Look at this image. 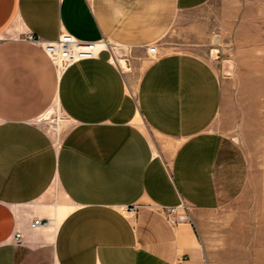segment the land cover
I'll use <instances>...</instances> for the list:
<instances>
[{"label":"crops","instance_id":"obj_1","mask_svg":"<svg viewBox=\"0 0 264 264\" xmlns=\"http://www.w3.org/2000/svg\"><path fill=\"white\" fill-rule=\"evenodd\" d=\"M211 1L0 0V264H210L200 217L239 194L215 128L221 82L161 40L207 34ZM29 33L106 40L131 68L107 50L59 75ZM54 105L69 123L61 138L37 122ZM51 193L70 208L61 222L57 203L40 202ZM183 205L191 221L172 224ZM37 218L52 223L33 230Z\"/></svg>","mask_w":264,"mask_h":264},{"label":"rangeland","instance_id":"obj_2","mask_svg":"<svg viewBox=\"0 0 264 264\" xmlns=\"http://www.w3.org/2000/svg\"><path fill=\"white\" fill-rule=\"evenodd\" d=\"M199 14L207 18V34H193L186 44V34H174L175 28L161 43L171 49L191 48L211 64L221 82L215 128L238 175L239 194L219 210L201 215L203 246L210 264H264V0H212ZM122 61L131 68L125 52L117 55L123 68ZM142 69L139 65V75ZM37 122L53 138L63 137L69 128L56 105ZM40 202L57 203L58 222L70 210L55 193ZM179 216L191 221L190 211L181 208L174 214Z\"/></svg>","mask_w":264,"mask_h":264},{"label":"built area","instance_id":"obj_3","mask_svg":"<svg viewBox=\"0 0 264 264\" xmlns=\"http://www.w3.org/2000/svg\"><path fill=\"white\" fill-rule=\"evenodd\" d=\"M22 40L38 45L49 57L59 75H62L66 70L78 62L97 59L102 52L107 50L113 53L114 58L117 61V55L125 50L124 48L114 45L106 40L94 42L80 41L66 33H61L54 41L42 40L32 33L23 35ZM148 53L152 58H156L158 55L157 45L150 46L148 48ZM181 208L189 211L188 207L183 205L180 208H172L167 213L169 220L174 225L189 222V218L186 216H179L178 219L174 217V214ZM135 211L136 207L130 209L131 213ZM49 224L50 220L37 218L30 223V228L37 230L41 227L48 226ZM14 241L18 245L24 244L21 231L17 230L15 232Z\"/></svg>","mask_w":264,"mask_h":264},{"label":"bare ground","instance_id":"obj_4","mask_svg":"<svg viewBox=\"0 0 264 264\" xmlns=\"http://www.w3.org/2000/svg\"><path fill=\"white\" fill-rule=\"evenodd\" d=\"M230 66V65H229ZM232 66V65H231ZM233 68V67H232ZM230 69V68H229ZM232 70V69H231ZM230 72V71H229ZM232 73V72H231ZM227 73H225V75H226ZM228 75H231V74H228ZM233 75V74H232Z\"/></svg>","mask_w":264,"mask_h":264}]
</instances>
